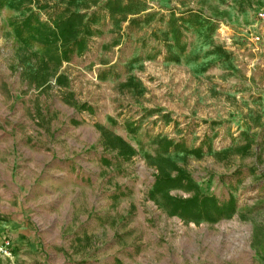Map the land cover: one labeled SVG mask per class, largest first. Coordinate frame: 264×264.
<instances>
[{
  "label": "rangeland",
  "instance_id": "1",
  "mask_svg": "<svg viewBox=\"0 0 264 264\" xmlns=\"http://www.w3.org/2000/svg\"><path fill=\"white\" fill-rule=\"evenodd\" d=\"M0 220V264H264V0H0Z\"/></svg>",
  "mask_w": 264,
  "mask_h": 264
},
{
  "label": "trees",
  "instance_id": "2",
  "mask_svg": "<svg viewBox=\"0 0 264 264\" xmlns=\"http://www.w3.org/2000/svg\"><path fill=\"white\" fill-rule=\"evenodd\" d=\"M84 16L83 14L71 13L66 17H61L54 22V30L51 32V38L54 42H59V48L61 50V55L64 59H67L69 54L73 52L74 48H77V52L80 53L84 50L85 40L84 38H79L81 33H85L89 35V31H84ZM48 44L50 41H46ZM104 140L108 145L112 148H119L120 154L125 157H130L134 154L133 149L128 146L125 142H123L119 137L111 136L110 133H103ZM165 144L164 149H168L173 146L175 148L176 145H173L171 141L165 140L163 141ZM186 178L183 173H180L176 177H168L162 176L158 177L156 184L165 183L169 186H174L181 183V180ZM205 200H211L207 198H199L198 195L184 201H178V206L181 209L191 208L196 206L200 202H204Z\"/></svg>",
  "mask_w": 264,
  "mask_h": 264
},
{
  "label": "crops",
  "instance_id": "3",
  "mask_svg": "<svg viewBox=\"0 0 264 264\" xmlns=\"http://www.w3.org/2000/svg\"><path fill=\"white\" fill-rule=\"evenodd\" d=\"M3 232H11L13 234L16 240L12 244L17 248L30 247L28 241L24 239L30 233L26 224L16 223L15 227L12 222L0 220V235L3 234Z\"/></svg>",
  "mask_w": 264,
  "mask_h": 264
},
{
  "label": "built area",
  "instance_id": "4",
  "mask_svg": "<svg viewBox=\"0 0 264 264\" xmlns=\"http://www.w3.org/2000/svg\"><path fill=\"white\" fill-rule=\"evenodd\" d=\"M0 256L8 259L13 257L12 241L8 237L0 238Z\"/></svg>",
  "mask_w": 264,
  "mask_h": 264
}]
</instances>
